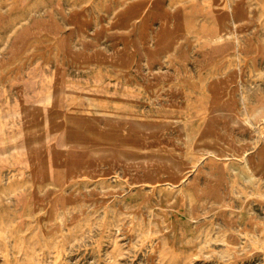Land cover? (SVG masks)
<instances>
[{
    "label": "rangeland",
    "instance_id": "rangeland-1",
    "mask_svg": "<svg viewBox=\"0 0 264 264\" xmlns=\"http://www.w3.org/2000/svg\"><path fill=\"white\" fill-rule=\"evenodd\" d=\"M0 51V264H264V0H0Z\"/></svg>",
    "mask_w": 264,
    "mask_h": 264
},
{
    "label": "bare ground",
    "instance_id": "bare-ground-1",
    "mask_svg": "<svg viewBox=\"0 0 264 264\" xmlns=\"http://www.w3.org/2000/svg\"><path fill=\"white\" fill-rule=\"evenodd\" d=\"M243 37V36H242ZM80 47V46H79ZM102 47V46H101ZM2 51V50H1ZM0 51V52H1ZM77 73V72H76ZM146 101V100H145ZM264 137V136H263ZM243 147V146H242ZM245 156V155H244ZM214 157V156H213ZM244 161H245V159H244ZM201 180V179H200ZM108 189V188H107ZM132 189V188H131ZM154 190V189H153ZM111 196V195H110ZM100 202V201H99ZM22 207V206H21ZM86 209V208H85ZM154 236V235H153ZM247 241V240H246ZM224 242V241H223ZM214 249V248H213ZM238 250V249H237ZM153 251V250H152ZM210 252V251H209ZM236 253V252H235ZM60 255V254H59ZM187 257H189V256H187ZM44 258V257H43Z\"/></svg>",
    "mask_w": 264,
    "mask_h": 264
}]
</instances>
